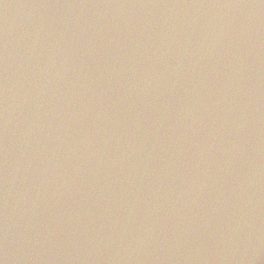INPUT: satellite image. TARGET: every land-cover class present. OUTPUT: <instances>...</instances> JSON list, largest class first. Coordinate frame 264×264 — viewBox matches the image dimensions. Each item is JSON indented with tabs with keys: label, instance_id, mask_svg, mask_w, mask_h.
Wrapping results in <instances>:
<instances>
[{
	"label": "water",
	"instance_id": "water-1",
	"mask_svg": "<svg viewBox=\"0 0 264 264\" xmlns=\"http://www.w3.org/2000/svg\"><path fill=\"white\" fill-rule=\"evenodd\" d=\"M0 264H264V0H0Z\"/></svg>",
	"mask_w": 264,
	"mask_h": 264
}]
</instances>
